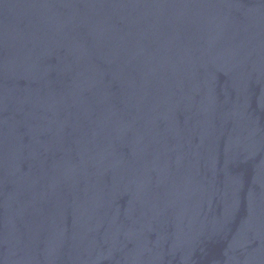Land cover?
<instances>
[{"label": "water", "instance_id": "obj_1", "mask_svg": "<svg viewBox=\"0 0 264 264\" xmlns=\"http://www.w3.org/2000/svg\"><path fill=\"white\" fill-rule=\"evenodd\" d=\"M0 264H264V0H0Z\"/></svg>", "mask_w": 264, "mask_h": 264}]
</instances>
